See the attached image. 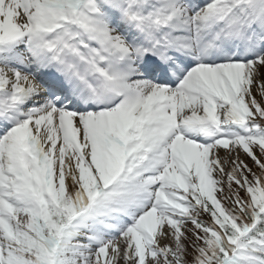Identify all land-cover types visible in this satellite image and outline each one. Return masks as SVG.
Segmentation results:
<instances>
[{"label": "snow or ice", "instance_id": "obj_1", "mask_svg": "<svg viewBox=\"0 0 264 264\" xmlns=\"http://www.w3.org/2000/svg\"><path fill=\"white\" fill-rule=\"evenodd\" d=\"M0 264H264V0H0Z\"/></svg>", "mask_w": 264, "mask_h": 264}]
</instances>
